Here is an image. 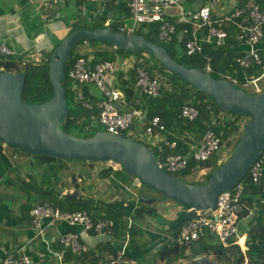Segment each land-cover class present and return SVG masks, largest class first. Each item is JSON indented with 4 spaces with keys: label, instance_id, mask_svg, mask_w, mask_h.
<instances>
[{
    "label": "crops",
    "instance_id": "1",
    "mask_svg": "<svg viewBox=\"0 0 264 264\" xmlns=\"http://www.w3.org/2000/svg\"><path fill=\"white\" fill-rule=\"evenodd\" d=\"M247 1L249 0H222L212 9L211 15L220 19L231 14L236 8L244 6ZM254 1L264 13V0ZM177 2L179 8H172L168 11L167 15H170L171 19H175L176 15L181 12L189 13L203 8L207 0H177ZM130 23L127 0H62L57 2L0 0V45H5L13 52L14 56L24 58V60L28 58V60L36 62L42 60L44 55L53 52L61 40L73 30L74 26V29L88 31L103 28L111 31L115 29L117 32L119 26ZM193 31L198 41L209 42L205 28L194 27ZM234 42L233 50L236 53H245L246 47L238 43L236 39ZM103 44L106 43L92 45V43L87 42L86 44H79L74 47L75 49L73 48L74 57H84L87 64L93 67L100 61L103 62L99 59L98 53H111L113 55L111 60L117 55L118 59L122 63L124 62V65H121L120 71L116 73L114 86L120 89L128 100L140 99L142 109L143 95L133 85L135 78L133 79L134 74L129 68L131 62L138 64L135 57L122 58L114 47ZM258 51L264 54V38L258 46ZM72 90H74L75 99L82 100L88 105L102 98L101 92L93 84L72 82ZM134 95L135 98H133ZM179 113L176 118H178ZM97 123L98 119L93 120L92 125L96 126ZM135 133L134 136H137ZM169 133L179 137L176 129L169 131ZM203 134L201 131H184L183 137L180 136L183 138L181 142L186 147L198 145ZM139 136L141 138V134ZM163 136L165 137L163 133H159V138L154 142ZM1 147L2 154L8 159V163L7 166L0 163V171L4 169L3 172H0V264L8 256L28 257L31 264H75L77 258H70L67 254L68 250L63 248L58 238L60 234L66 232H74L82 236L83 230L80 226L59 221L49 226L47 220H44L42 222L44 233L40 236L31 224L30 208L39 202L38 199L42 197V194L46 193L52 186L49 185L50 181L49 183L46 182L47 184L43 183V171L37 172V175L33 171L37 167L42 168L45 164L38 162L35 165L34 161L32 162L25 154L21 155L16 150L10 151L4 145ZM155 148L159 155L158 146L155 145ZM88 164L90 163L88 162ZM106 166L97 171L89 166L81 167L82 172L76 178L78 188H73V184L68 185L66 183L67 187L63 188L64 181L59 180L60 183L57 187L53 186L55 193H61L58 197L62 198L76 189L79 192L77 198L90 199L96 207L104 208L114 202H122V205L126 206L130 199L135 200L132 195L135 193L134 190L131 188V191L127 192L124 189L125 186L130 185L132 178L128 182L127 179L123 178L121 169L113 167L110 169L109 165ZM195 169V174L202 176L203 174L206 175L204 172L210 168ZM70 186L72 187L70 188ZM249 191L250 189L246 187L245 198L242 201L246 209L238 226L240 236H245L246 243L256 233L257 228L264 223V196L259 195L255 198L256 202L253 203L249 200ZM124 195L128 199H125ZM150 198L155 199L153 204L148 205L155 208V217L144 216L136 220L133 216L124 215L119 230L113 232L112 241L100 243L95 247L86 244L89 248L88 252L95 262L98 264H165V259H161L159 256V250L166 244L170 245L174 240L168 232L165 221L174 220L182 212L183 207L163 197L154 198L151 195ZM107 219L110 220L111 218L108 217ZM130 219L131 223H129ZM132 226L134 231L131 236L129 228ZM108 244H114L118 251L116 253L110 252ZM246 246L247 249L251 247L252 251L256 250L252 244ZM122 251L123 255H121ZM204 258L213 260L212 257ZM192 261L190 258L176 259L173 264H191ZM247 263L248 259L244 264ZM248 264L257 263L250 261Z\"/></svg>",
    "mask_w": 264,
    "mask_h": 264
},
{
    "label": "trees",
    "instance_id": "2",
    "mask_svg": "<svg viewBox=\"0 0 264 264\" xmlns=\"http://www.w3.org/2000/svg\"><path fill=\"white\" fill-rule=\"evenodd\" d=\"M166 19L174 23L176 29L174 35L172 36V39L169 42L161 41L158 38V23L144 24L138 31L135 32L134 35H140L146 38L149 42L161 46L167 51L170 58L176 61L177 63L187 68H195L201 71L208 70V72L215 77H220L234 82V84L242 91V85L245 82L244 74L248 76L252 75L255 77L260 76V66L258 67L257 65L253 64L249 69L244 72L236 64L235 59L238 57H242L244 53H236L233 50V48L235 47V35L233 36L235 28L233 27V25L222 26V28L227 33V37L221 44L217 45L212 42H204L202 43L201 48L198 52L188 55L185 50V44L188 40L192 38L191 24H181L178 23L175 19H171L170 17ZM74 28L75 26L73 27V29ZM113 30V32H115V29ZM86 43L87 41H83L80 44ZM96 44L100 43L92 42V45ZM74 49L71 51L64 66L65 80L63 81L62 85L65 88V98L68 103V114L66 116L64 124L61 126V129L67 134L75 135L81 138H87L91 137L99 131L104 130L99 125V123H97L96 126L92 125L93 120L98 119L99 111L96 106V102L101 98L89 103L90 105L88 108L84 106V101L75 99L74 90H72V81L68 78V72L72 68L73 63L78 58L74 57ZM115 50L118 54H120L122 58H128L129 56L135 57L138 64L142 65L152 77H161L163 83L161 95L157 98H149L143 96L142 110L145 120L151 119L155 116H158L162 120V122L166 126V133H163L166 138L172 140L173 137L170 135L169 131L175 129L177 136L179 137L182 136L184 131L189 132L191 130H194L198 132L201 131V133H205L207 130L211 129L214 130L218 136H220L221 149H225L227 147H234V145L240 139L242 127L247 122H244V119L246 117H243L231 111L222 110L210 98L206 97L200 91L187 85L184 81L170 73L153 56L145 53L133 54L126 50ZM98 54L99 59H101L102 61L111 60L113 57V55L108 52H100ZM259 54L260 57L264 60V54ZM50 56L51 52L44 55L41 61L36 62L31 60H24V58H20L14 55H0V72L19 74L24 78V87L22 93V101L24 103L40 104L49 100L53 95V87L48 76ZM131 73L130 75H133ZM256 94L257 93L252 92L249 95ZM133 98H135V95ZM185 104H193L198 108L199 115L193 122H188L185 119L176 118V115L179 113L180 108ZM142 127L143 121L136 122L129 130L121 132V135L143 143L154 153L155 158L157 160L158 154L155 146H151L148 143L143 142L141 139H139V134H141ZM134 133L138 137L134 136ZM2 145L3 144L0 143V163L2 165L5 164V166H7L8 159L5 157V155L2 154ZM5 147L7 148V146ZM14 150L20 153V150ZM173 153L181 154L188 158L189 156H191L190 149L186 147L185 144L181 141L177 142L176 148L173 150ZM24 154L28 155L26 153ZM35 156L38 157L39 164L46 165V168L52 174L50 176L53 177H58L59 172L62 171V164L59 163L57 165L59 161L85 163L84 161H70L59 158H47L38 155ZM215 158L216 157L214 155L209 161L202 163L194 162L190 158L186 170L179 174H175L174 176L189 184H205L207 183L211 173L206 174L204 176V181L201 183L188 182L185 178L187 176H190L192 174V170L195 168L201 169L210 167ZM53 162L56 163L53 164ZM215 169L216 168H214V170ZM3 170L0 172H3ZM130 178H132L133 180L132 176H130ZM59 180L60 179L58 178L56 181H53L55 183L53 186L57 187V185L60 183ZM242 181H244L246 183V187L250 189V191L248 192V194L250 195L249 200H251V202L253 203L256 202L255 198L261 195L260 186L253 184L248 178L247 174L242 179ZM46 182L49 183L48 180ZM77 187L78 183L76 181L73 184V188L77 189ZM141 187L149 189L142 184ZM55 192L56 191L54 187L50 186L49 190L46 193L42 194V197L38 199L39 202H37V204L48 203L52 208L59 209L64 212H87L93 220H97L98 218L102 217H109L114 222V230H119L120 224H122V217L124 215H127V217L133 216L134 218H136V220L137 218L139 219L144 216H156L155 208L141 203L140 200L138 201L136 199H130L127 202L126 206H123L122 202H114L104 208H100L94 206L90 199H83L82 197H78L76 199L68 200L66 197L59 198L58 196H60L61 193ZM245 194L246 192L244 190L241 197V202L244 200ZM138 197L148 198L147 195L142 193L138 194ZM182 207V212L179 213L174 220L165 221V224L168 227V232L174 239L173 243H170V245L166 244L159 250V256L161 259H165V264H173L174 260L176 259L190 258L193 260L198 256L212 257L213 260L219 264H244V256L242 255V252L237 245L224 247L218 242L217 237L208 230H205L204 235L199 240L192 243L190 250H188L187 252L185 251L184 247L179 246L177 238L180 233V230L186 223L190 221V219H182V213L187 210V207ZM129 230L132 236L134 231L133 226L130 227ZM250 238V241L247 242L248 244L246 243V245L249 246V244H252L255 246L256 250L252 251L251 247H248V250L246 252L248 263L252 261L257 264H264V223L257 228L256 233H254L253 236ZM107 246H110V252L116 253L118 251L114 244H108ZM137 249L139 248L137 247ZM67 254H69L70 258H74L70 251H68ZM87 257H91L89 252L82 256L83 259H86ZM90 260L91 264H98L94 261V259H92V257Z\"/></svg>",
    "mask_w": 264,
    "mask_h": 264
},
{
    "label": "built area",
    "instance_id": "3",
    "mask_svg": "<svg viewBox=\"0 0 264 264\" xmlns=\"http://www.w3.org/2000/svg\"><path fill=\"white\" fill-rule=\"evenodd\" d=\"M42 1L57 2L62 0ZM221 1L207 0L206 5L197 11L181 12L176 15L175 20L178 23L191 24L192 26V38L185 44L186 53L190 55L198 52L203 43L196 39L193 31L194 27L205 28L209 42L219 45L227 37V33L222 26L233 25L236 41L246 47L244 55L235 59L236 64L244 72L253 64L261 68V74L258 77L244 74L245 82L242 86L251 85L255 91L254 93H259L261 90L257 83L264 77V60L258 53V46L264 38V13L254 0H249L244 6L236 8L231 14L216 19L212 17L211 11ZM127 6L131 23L119 26L118 33L131 36L138 31L141 25L158 23V38L164 42H169L172 39L176 29L174 23L166 18H171L170 15H167L170 9L179 8L177 0H127ZM0 54L10 56L12 51L1 44ZM121 65H124V62L122 63L117 55L113 60L97 63L93 67L87 64L84 57H78L68 72V78L72 82L93 84L101 92L102 98L96 106L99 111L98 123L105 131L112 134H121V132L129 130L136 122L143 121L140 139L151 146H158L157 164L163 171L171 175L186 170L190 158L197 163L206 162L221 149L220 136L211 129L204 133L198 145L188 146L191 151L189 158L173 153L177 142L183 141V138L171 135L173 138L169 140L163 136L160 137V140L154 142L159 138V133H166V127L158 116L145 120L141 109V100H128L124 93L114 86L116 73L120 71ZM129 65L135 78L134 85L138 88L140 94L149 98L159 97L163 84L161 77H152L142 65L135 62H131ZM117 105L120 108H117ZM84 106L89 107L86 103H84ZM198 115L199 111L195 105L185 104L181 107L178 118L192 122ZM195 170H192L191 175L195 174ZM247 176L253 184L260 186L261 194L264 196V150L248 169ZM140 186L141 183L133 178L130 185L125 186L124 189L130 192L132 187L139 188ZM245 188L246 183L241 180L232 188L219 194L214 210L198 212L197 218L190 219L180 230L177 238L179 246L184 247L187 252L190 250L192 243L199 240L204 235L205 230H208L217 237L218 242L224 247L237 245L244 256V263H246V252L248 250L246 240L245 236H240L238 230L241 217L246 209L245 204L241 202ZM132 195L139 201L138 194L132 193ZM29 215L32 227L40 236L44 233L42 226L44 220H47L49 226L54 225L56 221L80 226L83 233L91 238L112 237L114 232V222L112 220L105 217L93 220L87 212H64L52 208L48 203L34 204L29 211ZM129 223H131V219ZM58 241L64 249L70 251L77 258L75 264H91V257L82 258L88 253L89 248L82 242L80 234L66 232L59 235ZM121 255H123V251ZM1 264H31V262L28 257L8 256L1 261Z\"/></svg>",
    "mask_w": 264,
    "mask_h": 264
},
{
    "label": "water",
    "instance_id": "4",
    "mask_svg": "<svg viewBox=\"0 0 264 264\" xmlns=\"http://www.w3.org/2000/svg\"><path fill=\"white\" fill-rule=\"evenodd\" d=\"M83 41L106 43L133 54H149L222 110L249 118L231 154L210 174L207 183L189 184L166 173L158 166L154 153L132 138L105 130L81 138L61 129L68 114L65 88L62 85L65 80L64 66L73 48ZM48 76L53 87L51 98L40 104H26L22 101L24 78L19 74L0 72V143L26 154L47 158L113 162L142 185L177 205L187 207L182 219H194L198 212L214 210L219 194L239 183L264 150V90L249 95L230 80L215 77L208 71L187 68L171 59L164 48L140 35L127 36L103 28L90 31L73 29L51 53ZM117 108L120 106L117 105ZM75 181L73 175L71 184ZM78 194L75 189L65 197L72 200ZM140 202L150 205L155 199L141 197ZM81 239L90 247L112 241L111 236L91 238L85 233ZM191 264L219 263L200 257L193 259Z\"/></svg>",
    "mask_w": 264,
    "mask_h": 264
},
{
    "label": "rangeland",
    "instance_id": "5",
    "mask_svg": "<svg viewBox=\"0 0 264 264\" xmlns=\"http://www.w3.org/2000/svg\"><path fill=\"white\" fill-rule=\"evenodd\" d=\"M29 59V58H28ZM28 59H26V60H28ZM31 59V58H30ZM208 71V70H207ZM261 82V83H260ZM260 82H258L257 84H258V86H259V88H260V90L262 91L263 89H264V77L260 80ZM242 89H243V91H244V93H246V94H250V93H252V92H255L254 91V89H253V86H251V85H249V86H242ZM249 120V118H245L244 119V122L245 121H248ZM243 128V127H242ZM242 130V129H241ZM241 134H242V132L240 133V137H241ZM10 151H15L14 149H11V148H8ZM232 149H233V147H227V148H225V149H220L219 151H217L216 152V154H215V160L212 162V164H211V166L210 167H208V168H210L208 171L206 170L204 173H206V174H208V173H212L213 171H214V168H217L218 167V165H221V164H223L225 161H226V159L229 157V155L231 154V152H232ZM6 153V152H5ZM19 153V152H18ZM19 154H21V155H24V153L22 152V151H20V153ZM28 158H30L31 159V161L33 162L34 161V164L36 165L37 163H38V161H39V159H38V157H36L35 155H30V154H28V155H26ZM56 162H53V164H55ZM59 163H61L62 164V171L61 172H59V176L58 177H53V176H50V175H52L51 173H50V171L47 169V170H45L46 169V165L45 166H43L42 168L41 167H37L36 168V170L34 169L33 171H35L36 173H34L35 175H37L38 173L37 172H41V171H43V175H44V179H43V183L44 184H47L46 183V181L48 180V181H50V183H49V185H52V187H53V185L55 184L53 181L55 180H57L58 178L60 179V181L61 180H63L64 182H63V188H66L67 187V185L66 184H68V185H70L71 184V177L74 175L76 178H77V176L78 175H80V173L82 172V170H81V167H83V166H89V167H91L92 169L93 168H95V170L97 171L99 168H105V167H107L106 165H109L110 167V169H113V168H115V169H120V166L119 165H117V164H115V163H113V162H106V163H102V162H89L90 164H88V162H85V163H83V162H67V161H59L58 163H57V165L59 164ZM39 166V165H38ZM113 167V168H112ZM84 172V171H83ZM49 175H48V174ZM31 175H33V174H31ZM122 175H123V178L124 179H127L126 181H128L129 182V179H130V176H128L125 172H123L122 173ZM204 174L202 175V176H197V174H194V175H190V176H188V177H186L185 179L188 181V182H198V183H201V182H203L204 181ZM77 181V180H76ZM75 181V182H76ZM66 183V184H65ZM78 183V182H77ZM72 186H70V188H71ZM117 187V186H116ZM78 188V187H77ZM119 189V188H118ZM75 190V189H74ZM132 190H134V192L136 193V194H145V195H147L148 196V198H150V196L152 195L154 198H159V197H161L158 193H156L155 191H153V190H151V189H146V188H142L141 186L139 187V188H137V187H132ZM124 198L125 199H128L127 198V196L126 195H124Z\"/></svg>",
    "mask_w": 264,
    "mask_h": 264
},
{
    "label": "clouds",
    "instance_id": "6",
    "mask_svg": "<svg viewBox=\"0 0 264 264\" xmlns=\"http://www.w3.org/2000/svg\"><path fill=\"white\" fill-rule=\"evenodd\" d=\"M10 50V49H9ZM0 55H2V54H0ZM12 55H13V52H12ZM12 55H10V56H12ZM2 56H5V55H2ZM41 61V60H40ZM4 145V144H3ZM4 146H6V145H4Z\"/></svg>",
    "mask_w": 264,
    "mask_h": 264
},
{
    "label": "bare ground",
    "instance_id": "7",
    "mask_svg": "<svg viewBox=\"0 0 264 264\" xmlns=\"http://www.w3.org/2000/svg\"><path fill=\"white\" fill-rule=\"evenodd\" d=\"M260 82V81H259ZM261 83V82H260Z\"/></svg>",
    "mask_w": 264,
    "mask_h": 264
}]
</instances>
